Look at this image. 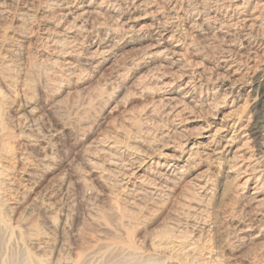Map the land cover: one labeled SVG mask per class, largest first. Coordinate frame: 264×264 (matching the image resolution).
<instances>
[{
	"label": "rangeland",
	"instance_id": "obj_1",
	"mask_svg": "<svg viewBox=\"0 0 264 264\" xmlns=\"http://www.w3.org/2000/svg\"><path fill=\"white\" fill-rule=\"evenodd\" d=\"M175 1L0 0V264H264L263 149L228 129L222 159L188 152L253 122L215 89L221 56L264 69V9Z\"/></svg>",
	"mask_w": 264,
	"mask_h": 264
},
{
	"label": "bare ground",
	"instance_id": "obj_2",
	"mask_svg": "<svg viewBox=\"0 0 264 264\" xmlns=\"http://www.w3.org/2000/svg\"><path fill=\"white\" fill-rule=\"evenodd\" d=\"M248 1L246 4H248ZM257 3H260L259 5L262 7V9H264V0H254L253 7H255V5H257ZM235 4H237V3L235 2ZM172 6L174 8L176 5L173 3ZM233 7H235V5ZM236 7L238 8V6H236ZM250 11H252V10H250ZM246 18L242 17L240 19V17L239 18L237 17L236 22H239V20H240V23L242 24V28L244 26H246L245 30H248L251 26H254V24H256V17L254 16V17H252V19H246ZM200 22H203V21L201 20ZM160 24L158 25V27H155L152 35L158 36L161 40H163L165 37V34L167 33V29L163 28L162 26L160 27ZM247 35H248V33H246V36ZM170 36H171V34H170ZM169 40L170 39L167 38V39H165V42H167L168 45H170L169 50H171V53L174 55L177 53V50H176L177 44H171V42ZM257 54L258 53L256 52V50H253L251 52V56L246 57L247 62L245 63V67L243 66L242 68H241V65L238 64L239 62L238 63H237V61L232 62L230 60L231 59L230 54L226 55V56H221L222 59L219 62H221L223 64V66L221 65L223 68L222 67H220V68L226 74H230L233 78L232 79L233 81L231 83H229L228 85L221 83L220 87L218 86L217 89H215V92H219L222 90V92H223L222 96L232 98V100H231L232 103L234 102L235 99H239V97L242 96L244 93H249V94L251 93L250 94L251 99H252L251 110H252V114L255 117L253 122H251L249 120L245 125H242L239 118L238 119H226V120H224L222 122L221 126L218 129H216L215 131H213L214 133L211 134L212 136L210 137V139H208L207 142H205V143H196L195 142V143H192L191 146H189L188 152H189L190 157L191 156L193 157L194 154H199L200 156H204V157L210 158V159H213V158L214 159L215 158L222 159V155H224V154H223V152H221L219 150V146H220V141L222 140V137H223V132L227 131L228 129L232 130V135H231L232 139H235L237 137L241 138L240 139V140H242L241 145L244 146V147H242V149H245V147L251 146V148L256 147V149L262 148L264 151V69L259 71V75L257 76L253 86L252 85L249 86V84L246 83V79H245V77L248 74L249 69L255 68V66H256ZM249 83H251V82H249ZM186 85H184V86H186ZM224 85H225V88L222 89ZM247 88H248V90H247ZM230 139L231 138H228L227 141H230ZM251 143H253V144H251ZM228 146L229 145L225 144L222 147V149H224V148L227 149ZM242 149H240V150L236 149L237 151H235L234 155H232L233 164L231 163L232 165H230V171L235 173L236 178L238 177L239 180H243V182H241L242 184H248V182L253 180V179H255V181H259L261 178H263V176L261 173H258V171L255 169L256 168L255 167L256 159L254 160V163L249 162L247 159H245L247 157H244L245 155L242 154L243 152L241 153ZM248 154H250V152ZM254 155L250 154V156H254ZM157 164H160V163H157ZM238 182H240V181H238ZM161 185H162V183H161ZM254 189H255V187H254ZM252 193H255V191ZM0 205L2 206L4 204L0 203ZM4 206H6V205H4Z\"/></svg>",
	"mask_w": 264,
	"mask_h": 264
}]
</instances>
